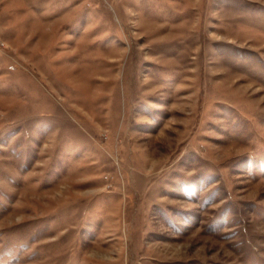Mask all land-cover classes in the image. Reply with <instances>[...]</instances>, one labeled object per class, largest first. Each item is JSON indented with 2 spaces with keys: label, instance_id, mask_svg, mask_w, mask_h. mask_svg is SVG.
I'll list each match as a JSON object with an SVG mask.
<instances>
[{
  "label": "rangeland",
  "instance_id": "rangeland-1",
  "mask_svg": "<svg viewBox=\"0 0 264 264\" xmlns=\"http://www.w3.org/2000/svg\"><path fill=\"white\" fill-rule=\"evenodd\" d=\"M0 264H264V0H0Z\"/></svg>",
  "mask_w": 264,
  "mask_h": 264
}]
</instances>
